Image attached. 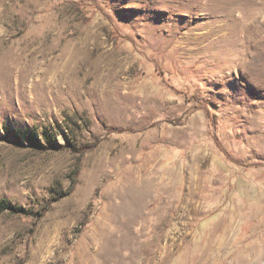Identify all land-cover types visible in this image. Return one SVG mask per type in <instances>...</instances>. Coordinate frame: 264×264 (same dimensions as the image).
Segmentation results:
<instances>
[{
    "label": "rangeland",
    "instance_id": "1",
    "mask_svg": "<svg viewBox=\"0 0 264 264\" xmlns=\"http://www.w3.org/2000/svg\"><path fill=\"white\" fill-rule=\"evenodd\" d=\"M258 243L264 0H0V264H264Z\"/></svg>",
    "mask_w": 264,
    "mask_h": 264
},
{
    "label": "bare ground",
    "instance_id": "2",
    "mask_svg": "<svg viewBox=\"0 0 264 264\" xmlns=\"http://www.w3.org/2000/svg\"><path fill=\"white\" fill-rule=\"evenodd\" d=\"M257 228H258V227H257ZM256 232L258 233V231H256ZM263 247H264L263 244H260V243L256 244V248H257V250L255 251V253L258 254V253H259V249H260V248H263Z\"/></svg>",
    "mask_w": 264,
    "mask_h": 264
}]
</instances>
